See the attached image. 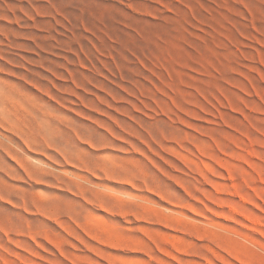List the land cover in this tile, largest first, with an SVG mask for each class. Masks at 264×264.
I'll return each instance as SVG.
<instances>
[{"label":"rangeland","instance_id":"rangeland-1","mask_svg":"<svg viewBox=\"0 0 264 264\" xmlns=\"http://www.w3.org/2000/svg\"><path fill=\"white\" fill-rule=\"evenodd\" d=\"M0 264H264V0H0Z\"/></svg>","mask_w":264,"mask_h":264},{"label":"bare ground","instance_id":"bare-ground-1","mask_svg":"<svg viewBox=\"0 0 264 264\" xmlns=\"http://www.w3.org/2000/svg\"><path fill=\"white\" fill-rule=\"evenodd\" d=\"M172 59H173V58H172ZM138 60H139V59H138ZM142 60H143V59H142ZM160 60H161V59H160ZM169 60H170V59H169ZM143 61H144V60H143ZM154 61H155V60H154ZM132 62H134V61L132 60ZM132 62H130V63H132ZM136 62H137V61H136ZM136 62H135V63H136ZM139 62H140V61H139ZM161 62H162V61H161ZM161 62H160V63H161ZM170 62H171V61H170ZM137 63H138V62H137ZM124 64H126V62H125ZM142 64H143V63H142ZM158 64H159V63H158ZM167 64H168V63H167ZM170 64H171V63H170ZM135 65H136V64H135ZM137 65H139V64H137ZM168 65H169V64H168ZM145 66H146V65H145ZM156 66H157V64H156ZM165 67H166V66H165ZM146 69H148V68H146ZM167 69H168V66H167ZM149 71H150V70H149ZM151 71H152V70H151ZM153 72H154V71H153ZM168 72H169V79H171V80L173 81V79H172L173 74L176 73L177 71H175V70H174V71H171V70L168 69ZM62 76H65V75H62ZM65 78H67V77H65ZM72 79H73V78H72ZM72 79H71V80H72ZM65 80H66V79H65ZM164 80H165V79H164ZM150 81H151V80H150ZM166 81H167V79H166ZM152 82H153V81H152ZM169 82H170V81H169ZM164 83H165V82H164ZM153 84L156 85L155 82H153ZM165 84H166V83H165ZM167 85H168V84H167ZM157 86H158V85H157ZM155 87H156V86H155ZM168 88H169V86H168ZM158 89H161V88H157V90H158ZM170 89H171V88H170ZM160 91H161V90H160ZM160 91H159V92H160ZM174 92H175V91H174ZM158 94H159V93H158ZM158 94H157V95H158ZM152 95H153V94H152ZM166 95H167V94H166ZM166 95H165V96H166ZM148 96H149V95H148ZM155 96H156V95H155ZM151 97H152V96H151ZM153 97H154V95H153ZM168 97H169V95H168ZM155 99H156V98H155ZM153 100H154V99H153ZM156 100H157V99H156ZM157 103H158V100H157ZM158 107H159V106H158ZM156 111H157V109H156ZM171 112H172V111H171ZM166 113H169V112H166ZM166 113H165V114H166ZM170 114H171V113H170ZM167 116H168V115H167ZM143 128H144V127H143ZM18 164H20V163H18ZM19 166H20V165H19ZM19 166H18V167H19ZM23 166H24V164H23ZM27 167H28V166H27ZM27 167H26V168H27ZM23 168H24V167H23ZM28 169H30V168L28 167ZM21 170H22V169H21ZM23 170H24V169H23ZM25 171L29 172V171L26 170V169H25ZM25 171H24V172H25ZM18 172H19V171H18ZM35 172H36V171H35ZM8 174H9V172H8ZM17 174H18V173H15V174H13L12 176H15V175H17ZM21 174H23V176H25L27 173L25 174V173L21 172ZM24 174H25V175H24ZM36 174H37V173H36ZM18 175H19V174H18ZM29 175H30V174H29ZM112 175H113V174H112ZM30 176H32V175H30ZM110 176H111V175H110ZM10 177H11V176H10ZM16 177H17V176H16ZM21 177H22V176H21ZM21 177H20V178H21ZM17 178H18V177H17ZM23 178H24V177H23ZM23 178H22V179H23ZM29 178H30V177H29ZM29 178H28V179H29ZM31 179H33V178H31ZM73 183H74V182H73ZM59 208H60V207H59ZM38 209H39V208H38ZM26 210H27V209H26ZM39 211H40V210H39ZM42 211H43V210H42ZM60 211H61V210H60ZM40 212H41V211H40ZM44 212H45V211H44ZM46 212H47V211H46ZM49 212H50V211H49ZM52 212H53V211H52ZM57 212H58V211H57ZM48 214H49V213H48ZM50 215H51V214H50ZM55 221H56V220H55ZM59 223H60V222H59ZM54 225H55V224H54ZM58 225H59V224H58ZM80 227H81V226H80ZM89 232H90V231H89ZM29 234H30V233H29ZM30 235H31V234H30ZM32 237H33V236H32ZM16 238H17V237H16ZM111 245H112V244H111Z\"/></svg>","mask_w":264,"mask_h":264}]
</instances>
